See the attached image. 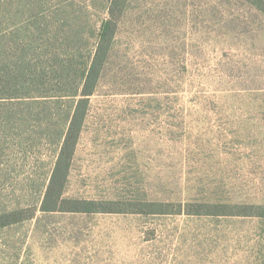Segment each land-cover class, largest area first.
<instances>
[{
    "label": "rangeland",
    "instance_id": "rangeland-1",
    "mask_svg": "<svg viewBox=\"0 0 264 264\" xmlns=\"http://www.w3.org/2000/svg\"><path fill=\"white\" fill-rule=\"evenodd\" d=\"M111 2L0 0V264H264V0H121L77 109Z\"/></svg>",
    "mask_w": 264,
    "mask_h": 264
},
{
    "label": "trees",
    "instance_id": "trees-1",
    "mask_svg": "<svg viewBox=\"0 0 264 264\" xmlns=\"http://www.w3.org/2000/svg\"><path fill=\"white\" fill-rule=\"evenodd\" d=\"M121 0H112L109 8V20H107L102 26L99 33L98 46L94 54L93 60L91 61L89 67L84 74V80L82 85V90L79 93V98L77 101V109L81 108L82 103L87 100L86 98L91 96L95 90L96 83L98 81L100 69L106 57V52L110 41L113 38L115 31V18L117 16L118 9L121 7ZM259 6H261V0H257ZM255 6L258 7V5ZM120 13V12H118ZM77 96V95H76ZM84 118V113L82 111H76L69 122V129L65 135L64 145L61 149V154L56 163L54 172L51 177V182L47 189L46 197L53 196L54 204H57L62 196L64 186L67 180V166L71 159L74 147L73 143L77 138L79 133V128L82 124ZM43 211H56L54 208H44ZM16 219L12 218L10 222H14ZM18 220V219H17ZM6 221L3 217H0V226H3ZM10 224V223H9Z\"/></svg>",
    "mask_w": 264,
    "mask_h": 264
}]
</instances>
